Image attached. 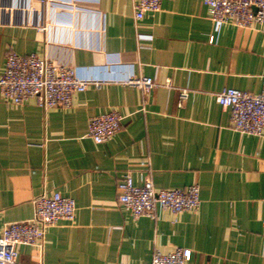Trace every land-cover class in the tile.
<instances>
[{"label":"crops","instance_id":"obj_1","mask_svg":"<svg viewBox=\"0 0 264 264\" xmlns=\"http://www.w3.org/2000/svg\"><path fill=\"white\" fill-rule=\"evenodd\" d=\"M1 18L0 75L12 51L94 80L69 107L0 92V231L32 218L44 191L77 204L73 223L47 228L42 252L19 247V264H150L176 246L192 250L186 264H264V130L232 129L215 97L260 90L264 23L214 28L203 0H162L140 19L134 0H0ZM131 74L156 84L145 92L121 81ZM110 110L122 126L96 142L90 119ZM125 171L156 188L198 183L200 205L135 218L118 199Z\"/></svg>","mask_w":264,"mask_h":264},{"label":"built area","instance_id":"obj_2","mask_svg":"<svg viewBox=\"0 0 264 264\" xmlns=\"http://www.w3.org/2000/svg\"><path fill=\"white\" fill-rule=\"evenodd\" d=\"M203 2L214 28L222 24L244 27L264 23V0ZM161 5L162 0H134L135 18H142L147 11L160 10ZM4 10V13H11L9 7ZM212 39L213 35L210 34L208 40ZM91 81L94 80L80 76L73 66L35 53L23 55L11 51L7 54L5 67L0 75V92L5 100L16 104L34 97L43 108L69 107L73 94L85 90ZM121 81L135 85L145 92H149L156 84L152 76L135 74L126 76ZM181 93L185 96L186 90ZM215 97L221 106L229 108V126L232 129L251 134H260L264 130V73L258 92L229 86L217 91ZM122 119L123 115L116 110L94 115L89 122V134L96 142H105L120 130ZM117 187L119 202L135 218L144 215L154 217L158 207L175 213L196 211L201 201L198 183L156 188L150 178L142 184H136L130 171L122 173ZM76 211V200L59 190L44 191L36 196L32 218L7 222L0 231V264H19L21 245H32L42 252L47 228L55 226L61 219L73 223ZM191 255L192 250L183 246H176L168 252L156 250L150 264H186Z\"/></svg>","mask_w":264,"mask_h":264}]
</instances>
